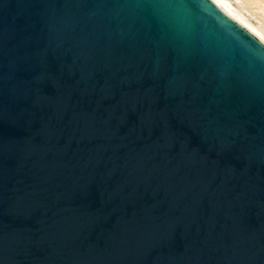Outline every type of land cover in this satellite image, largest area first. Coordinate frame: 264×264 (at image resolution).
<instances>
[{
  "label": "water",
  "instance_id": "1",
  "mask_svg": "<svg viewBox=\"0 0 264 264\" xmlns=\"http://www.w3.org/2000/svg\"><path fill=\"white\" fill-rule=\"evenodd\" d=\"M0 264H264V38L221 0H0Z\"/></svg>",
  "mask_w": 264,
  "mask_h": 264
},
{
  "label": "rangeland",
  "instance_id": "2",
  "mask_svg": "<svg viewBox=\"0 0 264 264\" xmlns=\"http://www.w3.org/2000/svg\"><path fill=\"white\" fill-rule=\"evenodd\" d=\"M250 24L264 32V0H227Z\"/></svg>",
  "mask_w": 264,
  "mask_h": 264
},
{
  "label": "bare ground",
  "instance_id": "3",
  "mask_svg": "<svg viewBox=\"0 0 264 264\" xmlns=\"http://www.w3.org/2000/svg\"><path fill=\"white\" fill-rule=\"evenodd\" d=\"M226 6H228L234 13H236L241 19H243L249 26H251L257 33H259L263 38H264V32L260 30V28H257L256 26H253L252 24L249 23V21L244 18L242 13H240L237 9H235L231 3L227 0H221Z\"/></svg>",
  "mask_w": 264,
  "mask_h": 264
}]
</instances>
